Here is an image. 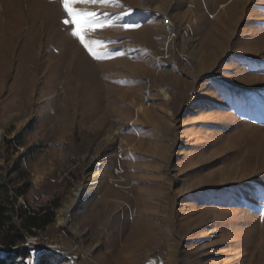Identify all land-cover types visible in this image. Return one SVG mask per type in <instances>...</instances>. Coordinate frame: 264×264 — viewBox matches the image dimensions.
<instances>
[{"label": "rangeland", "instance_id": "1", "mask_svg": "<svg viewBox=\"0 0 264 264\" xmlns=\"http://www.w3.org/2000/svg\"><path fill=\"white\" fill-rule=\"evenodd\" d=\"M69 7L83 43L62 0H0V201L58 204L0 257L264 264V0Z\"/></svg>", "mask_w": 264, "mask_h": 264}, {"label": "trees", "instance_id": "2", "mask_svg": "<svg viewBox=\"0 0 264 264\" xmlns=\"http://www.w3.org/2000/svg\"><path fill=\"white\" fill-rule=\"evenodd\" d=\"M25 192L24 188H18L8 194L7 200L0 201V231L4 234L2 243L10 249L24 244L29 234L45 230L56 219L57 203L47 202L38 207L29 203L18 206L17 202ZM21 254L19 250L10 252L7 257H0V264H26L17 261ZM37 264L50 263L43 256Z\"/></svg>", "mask_w": 264, "mask_h": 264}, {"label": "snow or ice", "instance_id": "3", "mask_svg": "<svg viewBox=\"0 0 264 264\" xmlns=\"http://www.w3.org/2000/svg\"><path fill=\"white\" fill-rule=\"evenodd\" d=\"M73 2H74V0H73ZM62 3H63L65 10L70 14V16L73 17V19L71 21L66 19L64 21V23L66 25L69 23L76 25V27L73 29V35L78 36L81 43H83L84 42V36L81 35V31H80V25H81L80 14L75 9L69 7L70 0H62ZM125 27H134V25H125ZM85 46L87 47V45H85ZM89 51H91V49H89Z\"/></svg>", "mask_w": 264, "mask_h": 264}, {"label": "bare ground", "instance_id": "4", "mask_svg": "<svg viewBox=\"0 0 264 264\" xmlns=\"http://www.w3.org/2000/svg\"><path fill=\"white\" fill-rule=\"evenodd\" d=\"M81 190L82 188H79L78 191L76 192V197L75 199L73 200V202L69 205V206H66L64 209H63V213L65 214V218H63L62 220L63 221H66L70 218V213L71 211L73 210L74 208V205L76 206V204L80 203V195H81Z\"/></svg>", "mask_w": 264, "mask_h": 264}]
</instances>
